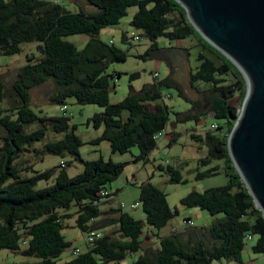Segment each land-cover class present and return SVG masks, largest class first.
Masks as SVG:
<instances>
[{
    "label": "trees",
    "instance_id": "1",
    "mask_svg": "<svg viewBox=\"0 0 264 264\" xmlns=\"http://www.w3.org/2000/svg\"><path fill=\"white\" fill-rule=\"evenodd\" d=\"M57 1L0 0V54H18L21 44L26 42H37L39 52L27 57L9 84L0 74L3 132L0 136V249L35 258L23 264H119L129 253L139 250L141 255L130 264H229L222 259L243 264L241 253L245 238L257 235L251 250L264 257V216L255 206L227 150V138L238 115V106L231 99L239 93L241 103L246 92L242 73L220 51L200 40L213 58L199 53L200 63L189 73V84L198 98L183 95L182 85L173 77L162 82L173 86L191 104L186 111L174 112L175 121L198 122L212 113L216 128H211L210 123L202 134L192 133L191 137L207 148L206 154L198 159V167L208 166L213 160H222L223 164L202 170L197 167L196 178L224 172L227 182L202 192L190 191L180 200L182 205L199 206L210 214L223 213L208 227L200 228L206 229L210 245L201 238L194 243L182 240L179 231L192 228L189 227L162 236L155 234L156 246L146 248L143 239L149 240L150 234L143 233L142 220L124 212L121 205L107 209L101 206L109 203L113 195L104 191L106 184L122 173L124 163L102 156L91 160L80 158L82 141L70 118L37 114L30 106L31 88L51 79L57 89L50 95V101L63 105L67 98L73 97L78 103L101 106L103 110L94 113L91 119L103 131L91 142L106 140L112 152L121 153L137 146L136 159L146 161L157 144L156 134L166 130L168 124L169 109L162 101L161 85L144 84L123 99L110 102V79L119 73H108L107 69L114 61L125 60L126 54L112 41L102 40L99 33L103 27L116 25L129 6L137 5L129 23L151 41L145 52L138 54L146 59L164 56L162 52L173 48L160 47L158 37L180 40L194 32L196 35L197 30L176 0H86L95 7L91 11L82 8L71 11ZM81 33L89 35L82 49L64 39ZM122 37L126 41L129 38L125 33ZM171 70L173 73L172 67ZM229 73L234 79L228 78ZM138 75L134 72L130 77ZM33 124L38 127L28 130ZM48 129L62 136L43 142L40 149L33 147L46 138ZM29 147L41 155L72 154L81 161L82 171L70 176L64 163L38 170L34 162L21 160ZM158 168L166 171L172 182L185 180L175 166L160 164ZM51 180L52 183L37 187L40 181ZM139 188L145 223L155 229L164 227L177 209L171 208L165 192L150 181L142 182ZM72 216L75 225L88 234L99 232L96 229L100 227L113 229L99 232L86 250L59 262L57 258L71 244L62 230L68 226L65 220ZM97 221H103V225L96 224Z\"/></svg>",
    "mask_w": 264,
    "mask_h": 264
},
{
    "label": "rangeland",
    "instance_id": "2",
    "mask_svg": "<svg viewBox=\"0 0 264 264\" xmlns=\"http://www.w3.org/2000/svg\"><path fill=\"white\" fill-rule=\"evenodd\" d=\"M57 2L71 11H78L80 8L91 11L95 8L87 3L86 0H58ZM137 9V5L129 6L127 13L120 18L116 25L103 27L101 29L99 37L104 41H112L116 47L126 54L125 60L114 61L107 69L108 73H119L118 76L110 79V102L114 103L123 99L132 90L138 91L144 84L155 82L161 85L160 91L162 101L165 102L169 109L168 124L165 128V132L156 139L157 144L149 153L146 161L136 159V155L139 153L137 146H133L129 151L121 153L112 152L110 144L106 140H102L97 144L92 143L91 140L102 133L103 127H95L91 118L94 113L101 112L103 108L95 103H78L75 98L69 97L66 99L65 104H63L67 109L66 111H62V104L59 105L49 100L50 95L57 89V85L51 79L42 85L31 88L30 106L39 115H67L70 118L71 126H75L74 131L82 141L79 147L80 158L91 160L102 156L106 160L112 159L113 161L124 163L122 173L115 180L106 184V190L104 191L110 192L113 195H111L109 203L101 205L103 209H107L109 206L117 207L121 205L124 212L144 222L142 229L143 233L152 231L155 234L159 232L161 235H165L172 230L178 231L183 228L192 227L183 232L179 231L182 240L194 243V240L201 238L206 244L210 245L211 239L208 237L206 229L200 228L208 227L216 218L222 217L223 213L210 214L207 210L199 206L182 205L180 200L190 191L195 190L202 192L205 189L224 185L227 182V177L224 172L201 179L196 178L198 159L206 154L207 148L205 144L192 138L191 134H202L210 123L216 122L212 121L213 117L211 112L207 113V115L202 117L198 122L192 119L187 121H175L176 116L174 112L186 111L191 107V104L180 96L173 86L169 87L162 82L169 76L173 77L182 85L183 95L196 99L198 98V93L189 84V73L191 70L194 71L199 65V53H203L211 58L213 57L210 51L200 42V40H202V42L208 43L201 37L198 31H196L197 37L194 32L180 40H172L163 36L158 37L157 42L160 47L173 46L170 51L162 52L163 54L161 55L164 56H147L146 59L138 56V54H143L145 52L151 41L141 35L140 30L135 29L129 23ZM124 33L127 34V36L138 35L140 40L132 42V40L127 39L126 41L122 37ZM64 39L73 42L78 49H82L88 41L89 35L84 33L72 34L64 37ZM36 45L37 42H26L21 44V51L18 54H0V74H2L4 80L8 84L14 78L18 68L26 63L28 56L39 55ZM167 53L169 58H166ZM171 67L173 73L171 72ZM235 68L240 72L237 67ZM134 72H138L139 75L131 78L130 74ZM153 72H157L158 76L153 77ZM228 78L234 79L232 73L228 74ZM231 102L238 106V109L240 108L239 93H236L231 99ZM206 108L207 106L205 105L204 109ZM218 122L222 123L220 120H218ZM36 127H38L37 124H33L28 130ZM163 131L164 130H162V132ZM2 133L0 127V136ZM61 136L62 134H55L48 129L46 138L42 142L35 143L33 147L40 149L43 142L60 138ZM171 139L173 140L171 141ZM33 147H29L25 150L21 160L25 162H34V167L38 170L64 163L66 171L70 176L82 171L83 166L81 161L77 160L72 154L66 153L64 156H60L45 153L41 155L36 154L33 151ZM160 164L179 168L185 180L182 182L170 181L169 174L158 168ZM217 164L222 165L223 161L213 160L208 166H199L198 169H206ZM145 181H150L162 189L166 194L167 201L171 208L177 209L175 216L160 229H155L145 223V213L139 201V185ZM50 183H52V180L48 182L40 181L37 187H44ZM133 203L137 204V207L134 209L131 208ZM65 223L68 226L62 230V233L71 244L57 258L59 262L70 259L77 251L86 250L89 245L88 232L82 231L75 225L74 216L66 219ZM96 224L101 226L103 225V221H97ZM111 229H113V227L108 226L106 228L100 227L96 230L104 232L110 231ZM256 239L257 235H251L245 238V246L241 253L243 264H264V257L261 254L253 253L251 250V245L255 243ZM156 243L157 238L149 240L143 239V246L146 248L149 246L155 247ZM141 253L142 250L129 253L119 264H130L136 260ZM34 260V257H26L8 249H0V264H23L24 262ZM222 261L234 264V262L225 259H222Z\"/></svg>",
    "mask_w": 264,
    "mask_h": 264
},
{
    "label": "water",
    "instance_id": "3",
    "mask_svg": "<svg viewBox=\"0 0 264 264\" xmlns=\"http://www.w3.org/2000/svg\"><path fill=\"white\" fill-rule=\"evenodd\" d=\"M176 1L194 29L245 79L246 92L227 150L264 216V0Z\"/></svg>",
    "mask_w": 264,
    "mask_h": 264
},
{
    "label": "built area",
    "instance_id": "4",
    "mask_svg": "<svg viewBox=\"0 0 264 264\" xmlns=\"http://www.w3.org/2000/svg\"><path fill=\"white\" fill-rule=\"evenodd\" d=\"M128 37L129 38H127V39L128 40H132V42L135 41V40H140V37L138 35H132L131 37L130 36H128ZM153 76L157 77L158 76V73L157 72H153ZM65 109H66V106L65 105L61 106V110L65 111ZM216 126H217L216 123H211V125H210V127L213 128V129L216 128ZM164 132H165V130L163 132L162 131L158 132L156 134V137L161 136ZM136 207H137V204L136 203H133L131 205V208L132 209H134ZM98 235H99V232H90L88 234V242L92 241Z\"/></svg>",
    "mask_w": 264,
    "mask_h": 264
},
{
    "label": "crops",
    "instance_id": "5",
    "mask_svg": "<svg viewBox=\"0 0 264 264\" xmlns=\"http://www.w3.org/2000/svg\"><path fill=\"white\" fill-rule=\"evenodd\" d=\"M148 233L150 234V239H152V238H157V236H155V233H154V232L151 231V232H148ZM158 234H159V236H162L159 232H158ZM154 241H156V240H154ZM154 241H153V242H154ZM147 245H148V244H147ZM147 245H146V246H147Z\"/></svg>",
    "mask_w": 264,
    "mask_h": 264
}]
</instances>
